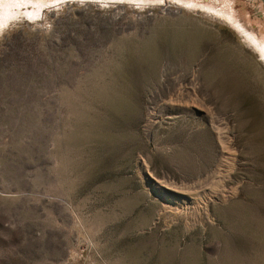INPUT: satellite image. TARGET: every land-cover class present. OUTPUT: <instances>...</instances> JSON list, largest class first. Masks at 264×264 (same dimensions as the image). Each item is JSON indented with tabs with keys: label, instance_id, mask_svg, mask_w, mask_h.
Here are the masks:
<instances>
[{
	"label": "rangeland",
	"instance_id": "374dc122",
	"mask_svg": "<svg viewBox=\"0 0 264 264\" xmlns=\"http://www.w3.org/2000/svg\"><path fill=\"white\" fill-rule=\"evenodd\" d=\"M262 1L0 2V264H264Z\"/></svg>",
	"mask_w": 264,
	"mask_h": 264
},
{
	"label": "snow or ice",
	"instance_id": "6c2138e0",
	"mask_svg": "<svg viewBox=\"0 0 264 264\" xmlns=\"http://www.w3.org/2000/svg\"><path fill=\"white\" fill-rule=\"evenodd\" d=\"M2 2V0H0ZM56 3L64 2V0H54ZM83 2V0H82ZM95 2H102V0H95ZM114 2H124V0H114ZM128 2H155V3H164V0H128ZM173 2H179V0H173ZM0 28H2V25H0Z\"/></svg>",
	"mask_w": 264,
	"mask_h": 264
},
{
	"label": "clouds",
	"instance_id": "9594fccd",
	"mask_svg": "<svg viewBox=\"0 0 264 264\" xmlns=\"http://www.w3.org/2000/svg\"><path fill=\"white\" fill-rule=\"evenodd\" d=\"M83 2H84V0H83ZM83 2H82V0H80V3H83Z\"/></svg>",
	"mask_w": 264,
	"mask_h": 264
},
{
	"label": "water",
	"instance_id": "95a60500",
	"mask_svg": "<svg viewBox=\"0 0 264 264\" xmlns=\"http://www.w3.org/2000/svg\"><path fill=\"white\" fill-rule=\"evenodd\" d=\"M262 1V0H261ZM264 3V1H262Z\"/></svg>",
	"mask_w": 264,
	"mask_h": 264
}]
</instances>
